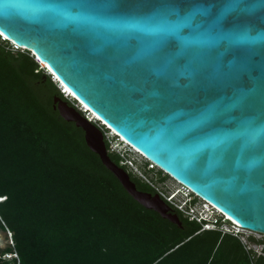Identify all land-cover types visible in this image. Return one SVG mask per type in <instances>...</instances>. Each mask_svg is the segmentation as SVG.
I'll return each mask as SVG.
<instances>
[{
  "label": "water",
  "instance_id": "1",
  "mask_svg": "<svg viewBox=\"0 0 264 264\" xmlns=\"http://www.w3.org/2000/svg\"><path fill=\"white\" fill-rule=\"evenodd\" d=\"M0 32L102 119L54 97L137 201L182 226L160 192L112 159L101 121L264 233V0H0Z\"/></svg>",
  "mask_w": 264,
  "mask_h": 264
},
{
  "label": "trees",
  "instance_id": "2",
  "mask_svg": "<svg viewBox=\"0 0 264 264\" xmlns=\"http://www.w3.org/2000/svg\"><path fill=\"white\" fill-rule=\"evenodd\" d=\"M12 44L0 35V212L19 264H264L239 236L201 229L167 199L182 226L137 201L88 147L84 130L54 107L56 95L73 104L57 80L31 49ZM109 154L140 189L158 191L118 152ZM158 170L161 180L170 175Z\"/></svg>",
  "mask_w": 264,
  "mask_h": 264
},
{
  "label": "built area",
  "instance_id": "3",
  "mask_svg": "<svg viewBox=\"0 0 264 264\" xmlns=\"http://www.w3.org/2000/svg\"><path fill=\"white\" fill-rule=\"evenodd\" d=\"M18 48H25V47L20 46L19 44L14 42L12 44V49L16 50ZM41 65H44V63L41 62ZM54 79L57 80L58 86H59L61 92H63V94L69 100H71L74 105L80 107L91 120H97L89 108L83 106V103L81 101L76 99V97L73 94L69 93V91L66 90V85L59 82L57 77H54ZM98 122H100V121H98ZM100 126L102 127V129L104 131L105 139L108 141V144H109L108 150L118 152L122 157V159H121L122 163L134 164V162L132 160L133 158L127 156V154H126L127 151H129L128 148H126V149L125 148H121V149L118 148L120 143H126V142L122 141V139L118 138V136L116 135V132H113L111 127L109 128L101 122H100ZM114 136L117 137L118 140H114ZM127 145H129V144L127 143ZM150 162H151V164H150L149 168H154V169L155 168H159V169L161 168L156 162H154L152 160ZM145 178L151 184L156 186L154 184V179H152L151 177H149L147 175L145 176ZM180 183L182 185V188H176L175 190L171 191L168 194H166L159 187L156 186V188H157L158 192H160V194L163 197H165L168 201H170L172 204H174L176 207H178L180 210H182L185 214H187L190 219H195L198 222H200L202 224L201 229H210V228L220 229V230H222L223 233L230 232L234 235L239 236L241 239H242V237L240 236V234L245 233L244 232L245 230H251L249 228L242 226L239 222H237L233 218H232L233 221H230L227 218V216H229V215L225 214L220 208H218L213 203H211L205 199H204L205 200L204 205L202 207L198 208L196 203H194L192 200L196 196L199 198H202V197H200L197 193H195L189 186L183 184L182 182H180ZM179 193L183 194V196L178 197L177 195ZM206 204L208 206H206ZM206 210L215 213L210 220L205 219L206 215H207ZM242 241H244V243H245L244 239H242ZM11 244L12 245L15 244L14 240H11ZM245 245H246V243H245ZM246 248L247 249H253L252 257H255L259 254L264 255V243L261 245H258V244H254L252 246L246 245ZM14 257L17 259V261H18L17 263L19 264L20 258H19V254L16 250L6 251L3 253V256H2V258L7 259V260L13 259ZM251 264H255V263L252 262Z\"/></svg>",
  "mask_w": 264,
  "mask_h": 264
},
{
  "label": "rangeland",
  "instance_id": "4",
  "mask_svg": "<svg viewBox=\"0 0 264 264\" xmlns=\"http://www.w3.org/2000/svg\"><path fill=\"white\" fill-rule=\"evenodd\" d=\"M25 48H22L21 50H24ZM41 66V64H40ZM114 140H118L117 137L114 136ZM118 148H128L129 151H127V156L133 158L134 164L128 163V168L133 173L140 175L144 179L145 176H149L154 179V184L159 187L161 190H163L166 194L170 193L171 191L175 190L176 188H182V185L178 180L173 178L171 175H168L165 179L161 180L159 178L160 175H163V173L159 172V168H155L154 170H149L148 167L150 166L151 162L144 158L141 154H139L137 151H135L132 147L127 145V143H120ZM178 197L183 196V194L179 193L177 195ZM205 200L202 198L197 197V200L194 202L196 203L197 207L200 208L204 205ZM206 206H208L206 204ZM211 212V211H210ZM213 214H215L213 212ZM245 233L240 234L242 239L245 240L246 245H254L258 244L261 245L263 242H255L249 238V235H253L256 238H262L264 239V233L258 232L255 230H245ZM11 241V240H10ZM244 242V241H243ZM15 243V241H14ZM248 247V246H247ZM18 262V261H17Z\"/></svg>",
  "mask_w": 264,
  "mask_h": 264
},
{
  "label": "flooded vegetation",
  "instance_id": "5",
  "mask_svg": "<svg viewBox=\"0 0 264 264\" xmlns=\"http://www.w3.org/2000/svg\"><path fill=\"white\" fill-rule=\"evenodd\" d=\"M0 226H1V229H2V232H3V235L5 237L4 246L2 248H0V264H2L3 261L7 260V259L2 258L3 253L6 252V251H11L8 248L14 246V245L11 244V241H10V240H14V238H13V231L11 230V228L4 221V218H3L1 212H0ZM13 259H8V260H11L10 262L12 264H14ZM15 264H17V263H15Z\"/></svg>",
  "mask_w": 264,
  "mask_h": 264
},
{
  "label": "clouds",
  "instance_id": "6",
  "mask_svg": "<svg viewBox=\"0 0 264 264\" xmlns=\"http://www.w3.org/2000/svg\"><path fill=\"white\" fill-rule=\"evenodd\" d=\"M4 36H5V35H4ZM11 42H12V41H11ZM12 43H13V42H12ZM35 58H36V57H35ZM36 60H37V59H36ZM37 61H38V60H37ZM39 64H41V63H39ZM41 67L45 68L44 65H41ZM47 72H48V71H47ZM54 76H55V75H54ZM55 77H56V76H55ZM58 81H59V80H58ZM76 99H77V98H76ZM100 121H101V120H100ZM103 124H104V123H103ZM104 125H106V124H104ZM107 127H108V126H107ZM109 128H110V127H109ZM116 135H117V133H116ZM120 137H121L120 139L123 138L121 135H120ZM118 138H119V137H118ZM123 139H124V138H123ZM124 140H125V142H127L130 146L132 145V144H130L126 139H124ZM122 141H123V140H122ZM132 146H133V145H132ZM132 146H131V147H132ZM133 147H134V146H133ZM133 147H132V148H133ZM135 148H136V147H135ZM133 149H134V148H133ZM134 150H135V149H134ZM135 151H136V150H135ZM137 152H138V151H137ZM138 153H139V152H138ZM139 154H141V153H139ZM141 155H142V154H141ZM142 156H143V155H142ZM143 157H144V156H143ZM144 158H146L147 160L151 161V159L148 158V157H146V156H145ZM152 161H153V160H152ZM165 172H166V171H165ZM0 201H1V200H0ZM206 213H207L206 218H205L206 220H210V219L213 217V215H214L213 212H210V211H208V210H206ZM228 217H230V216H227V218H228ZM230 218H231V217H230ZM228 219H229V218H228ZM231 219H232V218H231ZM229 220H230V219H229ZM232 220H233V219H232ZM230 221H231V220H230ZM14 258H15V257H14Z\"/></svg>",
  "mask_w": 264,
  "mask_h": 264
},
{
  "label": "bare ground",
  "instance_id": "7",
  "mask_svg": "<svg viewBox=\"0 0 264 264\" xmlns=\"http://www.w3.org/2000/svg\"><path fill=\"white\" fill-rule=\"evenodd\" d=\"M42 62L44 63V64H46V62H44L43 60H42ZM47 65V64H46ZM62 83V82H61ZM63 84V83H62ZM65 85V84H64ZM66 89L69 91V93H71V94H73V95H75L72 91H71V89L70 88H68L67 86H66ZM83 106H85V107H87V108H89L86 104H83ZM92 113H93V115L95 116V117H97V118H100V117H98V115H96L93 111H91ZM101 119V118H100ZM98 120V119H97ZM102 120V119H101ZM105 121H101V123H104ZM107 126V125H106ZM108 127H110V125H108ZM111 129H112V127H111ZM112 131L113 132H116L114 129H112ZM117 133V132H116ZM127 143V142H126ZM134 148V147H133ZM135 150H138V149H135ZM139 151V150H138Z\"/></svg>",
  "mask_w": 264,
  "mask_h": 264
},
{
  "label": "snow or ice",
  "instance_id": "8",
  "mask_svg": "<svg viewBox=\"0 0 264 264\" xmlns=\"http://www.w3.org/2000/svg\"><path fill=\"white\" fill-rule=\"evenodd\" d=\"M0 35H2V33H0ZM67 90V89H66Z\"/></svg>",
  "mask_w": 264,
  "mask_h": 264
}]
</instances>
